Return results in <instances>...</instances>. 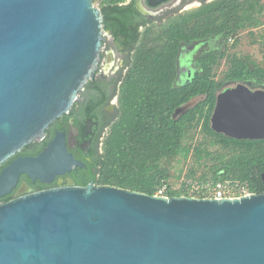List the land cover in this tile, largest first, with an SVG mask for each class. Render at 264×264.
Wrapping results in <instances>:
<instances>
[{
    "label": "water",
    "instance_id": "obj_1",
    "mask_svg": "<svg viewBox=\"0 0 264 264\" xmlns=\"http://www.w3.org/2000/svg\"><path fill=\"white\" fill-rule=\"evenodd\" d=\"M104 35L94 0H0V167L70 112L100 68ZM211 127L263 140L264 95H220ZM77 167L58 133L2 171L0 197L22 174L51 183ZM0 264H264V194L167 198L94 184L25 194L0 205Z\"/></svg>",
    "mask_w": 264,
    "mask_h": 264
},
{
    "label": "trees",
    "instance_id": "obj_2",
    "mask_svg": "<svg viewBox=\"0 0 264 264\" xmlns=\"http://www.w3.org/2000/svg\"><path fill=\"white\" fill-rule=\"evenodd\" d=\"M127 1L94 0V3L102 12L104 30L126 39V44L133 48L139 40L137 31L132 30L137 9L135 2L125 5ZM263 14L262 0H224L163 30L148 29L120 88V116L105 140L103 154L96 160L97 171H83L77 186L86 187L93 179L95 185L150 196L167 187L169 197H203L194 192L196 186L206 188L232 180L246 184L253 193L264 194V139L236 140L216 133L211 127L217 92L224 84L216 80V69L222 62L228 65L226 81L254 80L264 84L263 67L251 68L246 60L228 54L230 42L236 39L235 45L239 43L240 32L264 26ZM210 40L218 41V49L215 46L200 53L194 59V78L179 82L178 61L184 45ZM94 84L90 80L85 86L96 90L94 97H88L85 103L88 116L108 100V89L97 85L93 88ZM194 99L198 100L194 107L174 117L177 109ZM61 119L50 125L42 142L30 146L36 150L46 148ZM199 129L203 141L194 147L187 139ZM176 158L194 161L187 174L189 181H182L179 188L169 184L170 170L161 166L163 161Z\"/></svg>",
    "mask_w": 264,
    "mask_h": 264
},
{
    "label": "flooded vegetation",
    "instance_id": "obj_3",
    "mask_svg": "<svg viewBox=\"0 0 264 264\" xmlns=\"http://www.w3.org/2000/svg\"><path fill=\"white\" fill-rule=\"evenodd\" d=\"M222 1L224 0H165L156 6H152L150 0H128L125 5L135 2L137 9L132 30L137 31L139 40L132 48V46L126 44V39L116 37L111 31H105L102 63L99 70L94 74L92 81L95 82L93 88L97 85L102 89H108L109 94L106 104L97 108L92 116H88L85 112V103L88 97H94L93 95L96 90L84 87L80 91L72 109L66 114L68 115L67 118L61 119L60 125L54 128V138L58 133L64 132L69 153L73 154L75 160L83 163L84 167H77L64 175H59L51 183H44L38 179L32 180L27 174H22L17 186L11 193L0 197V205L13 201L25 194L66 188L70 185L77 186L78 179L83 178V171L90 169L92 172H96V160L103 154L105 140L112 126L119 119L120 88L128 75L143 34L151 28L163 30L188 15L196 16L199 12L206 10L210 6H215ZM217 43V40H210L194 43L189 46L184 45L178 61V81L181 83L190 82L194 78L196 71L194 55L197 52L201 51L202 53L203 50L215 47ZM222 82L224 84L218 90L217 98L239 87L247 88L256 95H264V84H260L254 80L242 82L226 81L225 75ZM45 149L36 150L33 146H26L19 152L23 155H18V153L7 162L8 164L5 163L0 167L1 173L13 161L19 158H36ZM91 184L95 185L93 179L89 180L88 185Z\"/></svg>",
    "mask_w": 264,
    "mask_h": 264
},
{
    "label": "rangeland",
    "instance_id": "obj_4",
    "mask_svg": "<svg viewBox=\"0 0 264 264\" xmlns=\"http://www.w3.org/2000/svg\"><path fill=\"white\" fill-rule=\"evenodd\" d=\"M262 5L264 6V0H262ZM96 6L98 7V5ZM261 20L264 23V14L261 17ZM238 38L240 39L238 44L235 45L236 39H233L230 42L231 46L228 50L229 56H237L246 60L251 68L254 65L264 68V26L258 29H247L245 31H242L240 32ZM216 49H218V46H216ZM200 53L201 51L197 52L194 57L196 58ZM227 67L228 65L225 61L222 62L220 66H218V68L216 69L217 81H222L225 76ZM203 137L204 135L199 129L198 131L192 132L190 134V138L187 139V142L188 144L196 147L203 141ZM218 149L219 148H217V150ZM212 150H216V148ZM161 166L167 167L170 170L171 178L169 180V184L173 185V187L175 188H179L182 181H189L187 179V174L189 173V170L194 166V161L191 158L187 161H184L181 158H176L172 161H163Z\"/></svg>",
    "mask_w": 264,
    "mask_h": 264
},
{
    "label": "built area",
    "instance_id": "obj_5",
    "mask_svg": "<svg viewBox=\"0 0 264 264\" xmlns=\"http://www.w3.org/2000/svg\"><path fill=\"white\" fill-rule=\"evenodd\" d=\"M167 187L162 188L156 196L169 197ZM194 192L202 195L203 197L197 198H214V199H239L241 197L252 195L253 192L250 188L239 181H219L214 185H208L206 188L196 186Z\"/></svg>",
    "mask_w": 264,
    "mask_h": 264
}]
</instances>
